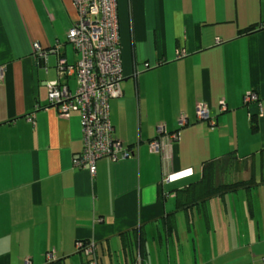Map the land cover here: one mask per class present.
I'll return each mask as SVG.
<instances>
[{
	"label": "crops",
	"instance_id": "obj_1",
	"mask_svg": "<svg viewBox=\"0 0 264 264\" xmlns=\"http://www.w3.org/2000/svg\"><path fill=\"white\" fill-rule=\"evenodd\" d=\"M77 16L73 0H0V264H89V241L97 264H133L138 250L147 264H264V0H118L110 118L129 154L100 158L95 177L73 161L79 111L60 115L46 86L60 58H79L66 36ZM253 90L262 113L245 102ZM207 162L222 183H256L178 208Z\"/></svg>",
	"mask_w": 264,
	"mask_h": 264
},
{
	"label": "built area",
	"instance_id": "obj_2",
	"mask_svg": "<svg viewBox=\"0 0 264 264\" xmlns=\"http://www.w3.org/2000/svg\"><path fill=\"white\" fill-rule=\"evenodd\" d=\"M77 10V19L66 31L67 40L79 53L75 63H67L64 58L58 62L60 79L46 81L50 104L55 106L60 115L69 117L73 110H78L82 127V150L74 155V165L86 168L91 176L97 173V161L107 157L113 161L126 157V147L115 135V128L110 118V101L123 92L122 57L120 48V25L118 17V0H73ZM34 48L46 55L38 42ZM4 75V69H0ZM75 76L77 88L71 91L65 78ZM63 80V81H62ZM259 102L253 90L245 96V102ZM260 112L262 113V106ZM199 119L209 118L206 103H198L196 109ZM187 123L186 115L179 118L180 126ZM158 136L165 132L164 126L157 128ZM176 138L177 134H169ZM153 151H160L159 139L149 143ZM191 169L178 170L164 177L173 181L191 174ZM80 249L92 256L89 264H97L95 241L81 242ZM29 264V263H28ZM133 264H147L140 250L136 253Z\"/></svg>",
	"mask_w": 264,
	"mask_h": 264
},
{
	"label": "trees",
	"instance_id": "obj_3",
	"mask_svg": "<svg viewBox=\"0 0 264 264\" xmlns=\"http://www.w3.org/2000/svg\"><path fill=\"white\" fill-rule=\"evenodd\" d=\"M252 120L254 123L253 127L255 128L257 126L256 115H253ZM216 175L215 163H205L202 177L197 181L189 183L187 186L178 191V208L188 209L194 205L205 203L208 199L216 195L236 191L239 188L249 187L256 183L252 180H238L230 183H222L217 180ZM171 214L169 215L168 221L170 228L172 227L173 222V215Z\"/></svg>",
	"mask_w": 264,
	"mask_h": 264
},
{
	"label": "rangeland",
	"instance_id": "obj_4",
	"mask_svg": "<svg viewBox=\"0 0 264 264\" xmlns=\"http://www.w3.org/2000/svg\"><path fill=\"white\" fill-rule=\"evenodd\" d=\"M245 198V197H244ZM241 199V198H240ZM213 203V206H215L216 204H217V202H215V197H214V200H213V202H210V204H212ZM187 227V226H186Z\"/></svg>",
	"mask_w": 264,
	"mask_h": 264
}]
</instances>
